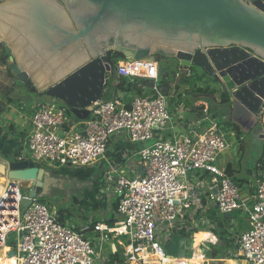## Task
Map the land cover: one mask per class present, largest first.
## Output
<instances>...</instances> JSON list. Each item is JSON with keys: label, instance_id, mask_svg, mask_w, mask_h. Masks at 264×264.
Masks as SVG:
<instances>
[{"label": "built area", "instance_id": "2783aa9c", "mask_svg": "<svg viewBox=\"0 0 264 264\" xmlns=\"http://www.w3.org/2000/svg\"><path fill=\"white\" fill-rule=\"evenodd\" d=\"M176 69V78L192 74L190 67ZM115 72L130 81L147 78L154 84L138 85L142 92L128 96L105 92L84 120L68 117V108L56 98H36L24 145L30 152L26 159L41 166L81 169L102 159L113 137L142 142L136 174L110 166L106 175L117 203L116 222H90L77 229L59 221L57 211H50L40 197L22 206L29 186L22 193L18 181H7L0 185V250H5V258L14 257L15 264H194L192 258L199 253L201 264H209L212 259L193 241L185 257L171 256L162 248L172 234L163 236L166 224L170 228L182 211L199 207L206 196L219 213L239 211L249 224L236 235L230 258L237 264H264V174L254 177L252 201L247 203L225 165L218 164L230 145L210 115L208 101L197 106L198 116L186 134L164 136L173 111L157 84L158 62L124 58ZM112 81L108 84L115 85ZM187 108L177 102L175 113L182 118ZM259 119L264 123V109ZM88 230L94 234L87 236ZM8 237L14 244L7 243ZM11 250L13 256L8 255Z\"/></svg>", "mask_w": 264, "mask_h": 264}, {"label": "water", "instance_id": "95a60500", "mask_svg": "<svg viewBox=\"0 0 264 264\" xmlns=\"http://www.w3.org/2000/svg\"><path fill=\"white\" fill-rule=\"evenodd\" d=\"M0 48L13 83L56 98L79 120L105 95L113 70L107 53L174 58L218 83L232 124L264 139L256 129L264 109V0H0ZM0 177L30 183L22 206L54 183L48 169L20 157L0 158ZM175 246L167 253L188 255L190 243Z\"/></svg>", "mask_w": 264, "mask_h": 264}, {"label": "crops", "instance_id": "0c3cea01", "mask_svg": "<svg viewBox=\"0 0 264 264\" xmlns=\"http://www.w3.org/2000/svg\"><path fill=\"white\" fill-rule=\"evenodd\" d=\"M5 70H7V67L0 64V82H2L3 84L5 83L4 78L6 76ZM11 79V83L14 84V89H11L12 91L9 95H12V93L20 95L17 92L19 91L18 88L19 84L21 83L17 82L15 84L13 83V78ZM203 80L205 79H202L201 81L203 82ZM205 84H210L212 88L217 89L214 84L207 80H205ZM205 84H197V86L203 87L205 86ZM114 88V83L108 84L105 92H107V94H111V91L113 90L115 91V93H118L122 96L129 95L127 92L116 91V89L114 90ZM176 88V93L175 90L171 91L167 97V100L170 102V108L173 111V116L171 119V126L168 127L166 131H168L169 135L186 134L188 132L187 126L190 125L198 116L197 106L207 100L209 112L212 118L217 121L218 114L221 115L223 117V122L229 125L234 131V135L238 137L239 142L236 145L237 147L235 153H233L234 155L228 157V159L225 161V164L223 165H225V167L227 165H230L233 171L232 175L242 179L239 185H244L246 187L244 189L243 197L246 199L247 203H251L254 187L253 179L256 174H264V164L261 166L259 163L260 157H263L264 161V147L258 155V158L255 161V165L253 166V168L243 165L242 155L244 154V142L242 135L240 134V127L236 125L234 126V124H232L230 120V103L228 105L227 103L221 102L219 92H216L214 96H209V98L194 96L193 101H185V99L181 96L187 95V91L191 87L189 85H181ZM179 94L181 95L179 97L173 96ZM0 95H7L5 93V89L3 91L0 90ZM7 100L8 101L4 100L3 98L1 99L0 97V108L3 109L0 112V158L4 160H12L9 159V156L14 157L13 159H15V151H17L19 148H22L20 144L24 146L27 134L29 133V130L31 128L30 120L32 111L30 109L29 112L26 113L13 112L16 117L15 122H13L7 115L10 114L11 110L9 108L15 103L16 99L12 98L11 101V99H9L8 97ZM177 102L187 103L189 107L184 112V116L182 118H179L175 113V105ZM213 103L220 104V107L217 112L214 111ZM5 112L7 113L5 114ZM258 125L260 127V131H264V123L261 121L260 123H258ZM253 139L258 140L262 143L264 142V139L259 138L256 135H253ZM142 145L143 143L140 141H131L129 139H126L125 137L116 136L111 138V140L109 141L105 156L93 165L86 168H81L83 170L81 172L83 173L76 171L75 168H61L48 170L50 173L53 174L51 175V177L53 178L52 180H54V183H50L48 185L49 192L63 188V182L65 180L64 176L68 177L69 180H72L74 182L76 179V181H78L77 185L83 186V188L79 190L78 193H75L78 196L80 195V198L74 197V199L78 205L79 203L80 206L85 204V207L89 208V217L83 215L80 216V214H78L76 215V219L74 218L73 223H70L69 221L68 223H66L64 212L63 214L58 213L59 216H62V222L72 225L77 229L79 227H82L84 224H88L90 222H105L108 224L115 223L117 220V211L114 205L115 197L112 193L111 183L106 182L107 172L110 166H114L117 169H121L122 171L125 170L128 175L136 174L139 170L137 168V152L140 150ZM231 147L235 148L234 144H232ZM96 168L99 171L98 174L94 173V170ZM62 169L65 170L62 171ZM70 169L73 170L71 174H67L64 172ZM81 169L77 168V170ZM77 174L78 176L76 177ZM55 175L59 176L56 177ZM68 195H70V193H68ZM79 210L82 211V209ZM56 211L58 212V210ZM68 213L69 212L67 210V214ZM68 215V217H70V214ZM96 216L100 218H96ZM199 216L201 217L199 218ZM216 223L218 224L216 225ZM203 224H207V226L205 228L200 229ZM248 226L249 224L245 220V218L242 217L241 212L235 211L230 214H221L216 210V208L211 204V202L206 196H202L199 207L191 210L189 213L182 211L179 220L177 222L172 223V225H170V228H168V225L166 224L165 228L169 229L172 234H170L169 239L162 245V248L164 249V247H167L170 250L171 245H176V252L177 244L180 239L187 241V243H190V245L193 241L194 246L197 242L199 244H201L202 242L203 245V242L209 241L214 246H220V249L222 251L221 256H216V252H212L211 257H209L212 260L209 262V264H216L218 262H220L221 264H235L234 262H236L237 264L236 260L230 258L236 248L235 238L238 233H240L242 230L247 229ZM85 234L87 236H92V234L94 233L88 230L87 232H85ZM192 236L194 237V239H192ZM169 243L170 246L168 245ZM107 247H109V245ZM195 247L202 248V246ZM175 254L176 253L171 254V256H175ZM224 257H229L230 260L223 262L222 259ZM192 261H194L195 264L201 263L199 253L195 254V256L192 258Z\"/></svg>", "mask_w": 264, "mask_h": 264}, {"label": "rangeland", "instance_id": "374dc122", "mask_svg": "<svg viewBox=\"0 0 264 264\" xmlns=\"http://www.w3.org/2000/svg\"><path fill=\"white\" fill-rule=\"evenodd\" d=\"M2 48H0V54H1V50ZM155 59V57H154ZM161 64L163 66H167V67H172L174 69L177 68L178 66V61L176 59H167V58H164V57H161L158 61V65ZM198 70H196L198 73H200L202 70H200L199 68H197ZM5 83L3 84L2 82H0V90H4L6 88H13L14 84H12V76H11V73L8 72L7 70H5ZM205 80L211 82L212 84H214L216 87H217V92H220V88H219V85L218 83H216L215 81H212V78H208L207 76H203ZM177 80V79H176ZM205 80L202 81H197L198 83L197 84H205ZM14 89V88H13ZM18 94L20 95H16V94H13L12 95H9V96H6V95H0L1 99L3 98L4 100L8 101V97H11L13 99H16L15 100V103L13 105H11V107L9 108L11 111H10V114H8L7 116H9L10 120L15 122V115L13 112H23V113H26V112H29L30 109H32V106H33V103H34V100L36 98H45L44 95H39V94H35V93H30L29 90H27L23 84H19V88H18ZM12 91V90H11ZM176 93V92H175ZM174 97H179L181 95H173ZM194 96H197V97H207L209 98L210 95H204V94H199L198 92L195 93L194 90H192V88H189V90L187 91V95H182L181 97L188 100V101H193L194 100ZM14 101V100H13ZM193 104V102H192ZM229 105V103H227ZM220 107V104L219 103H213V108H214V111L217 112V110L219 109ZM228 107V106H227ZM229 108V107H228ZM7 110V109H6ZM7 112H5L6 114ZM217 121L218 123H220V127L221 129L226 133V137H227V141L229 142V147L228 149H226L224 151V153L221 155V157L219 158L218 160V164L219 165H223L225 164V161L228 159V157H230L231 155H234L233 153H235L236 151V145L238 144V137L237 136H232L231 135V131H232V128L227 125L226 123L223 122V117L221 115L218 114L217 116ZM261 122V120L259 119V123ZM256 129H260L259 125L256 127ZM240 134L242 135V138H243V142H244V154L242 155V164L245 165V166H249L250 168H253V166L255 165V161L257 160L258 158V155L260 154L261 150L263 149L264 147V142H260L258 140H254L253 139V131L252 132H244V131H241ZM168 131H165L164 132V136H168ZM150 141H148L147 143H149ZM234 144L235 148L234 147H231V145ZM22 148L18 151H17V155H19L23 158H29L28 155L30 156V152H29V149L28 147H26V145H21ZM14 157H10L9 156V159H13ZM44 166V165H43ZM46 169L48 170H52L54 169V167L50 166H44ZM60 169V168H58ZM74 169V168H72ZM72 169L70 170H67V171H64L65 173L67 174H71V172L73 171ZM65 170V169H62V171ZM76 171L78 172H81L83 171L82 169L81 170H77L75 169ZM98 170L97 168L94 170V173L95 174H98ZM123 172H125V170H123ZM83 173V172H81ZM50 175H53L52 173H50ZM56 177H58L59 175H55ZM78 176V174L76 175V177ZM64 182H63V188L61 189H56L52 192H49L48 194H45L43 195L40 199L41 201L48 207V209L50 211H53V210H64V214H65V218H66V223H68V221L70 223H73L74 222V218L76 219V215L80 214L83 215V216H86V217H89V213H88V210L89 208H86L85 207V204H83L82 206H80V203L79 205L77 204V202L75 201L74 197H78L80 198V195L78 196L77 194L75 193H78L79 190H81L83 188V186H78L77 183L78 181H76L75 179V182L72 181V180H69L68 177L64 176ZM2 180H4V178H2ZM18 183L21 185L20 186V189H21V192L22 193H25L26 192V189L27 187L29 186V183L28 182H23V181H18ZM239 188H240V193L241 195L243 196L244 195V189L246 188L244 185H239ZM70 191V192H68ZM68 193H70V195H68ZM79 209H82L79 210ZM67 210H68V214H70V217H68L69 215L67 214ZM80 212V213H79ZM201 216H199L200 218ZM96 218H100L98 216H96ZM83 219V218H81ZM75 223H76V220H75ZM218 223H216L217 225ZM207 226L203 224V226L200 228H205ZM171 233V231L167 228H164L162 234H166V235H169ZM7 243L8 244H14V240L12 239V237H8L7 238ZM170 246V243L168 244ZM167 245V246H168ZM195 246H202L203 250H204V253L206 256L208 257H211L212 255V252H216V256H221L222 255V251L220 249V246L216 245L214 246L213 244H211L209 241H205L203 242V245H202V242L201 244H199L198 242L195 244ZM165 251L168 252V248L167 247H164ZM236 250V248H235Z\"/></svg>", "mask_w": 264, "mask_h": 264}, {"label": "trees", "instance_id": "16d2710c", "mask_svg": "<svg viewBox=\"0 0 264 264\" xmlns=\"http://www.w3.org/2000/svg\"><path fill=\"white\" fill-rule=\"evenodd\" d=\"M1 54H0V64L4 65L7 67V71H9V63H8V55L6 54V52L1 49ZM107 58L108 61L111 62L112 64V78L113 81H115V89L116 91H120V92H131V93H138L140 94L142 92V87L138 86V85H145L146 87H152L154 84V81L152 79H147V78H135L133 81H130L128 78L124 77V76H118L115 72V68H116V64L119 60L124 59V56L118 52H109L107 53ZM160 59V55H155V60L158 62ZM179 66V63H178ZM177 66V67H178ZM191 72L192 74L190 76H182L180 78H176L175 77V72L177 69H174L172 67H167V66H163L161 64H159V74H158V79H157V84L159 86V88L162 90V92H164V94H166L167 96L169 95V93L171 91L176 92L177 88L181 85H189L192 90L196 92H198L199 94H204V95H210V96H214V94L217 92V89L212 88L210 84H205V86L200 87L197 86V81H201L202 79H204L203 76H208V78L210 77L209 75L205 74L204 72H200L198 73L196 70L197 67L194 66H190ZM211 78V77H210ZM177 79V80H176ZM213 81V80H212ZM11 92V88H6L5 89V93L7 94L6 96H9ZM220 93V99L221 102L227 103L228 102V96L226 94H224L222 91L219 92ZM180 95V94H179ZM9 99L12 98L9 97ZM185 101H187L185 99ZM187 104V103H186ZM3 109L0 108V112ZM66 115L68 117H73V114L71 113V111L69 109H67L66 111ZM235 128V127H234ZM236 129V128H235ZM264 129V126H263ZM18 151V150H17ZM17 151H15V159L19 156L17 155ZM260 161V165L262 166L264 164L263 161V157L259 158ZM226 171L229 175H231L233 181L239 186L240 181L242 180L241 178H238L237 176H233L232 175V169L230 167V165L226 166ZM117 203L115 202V208L117 207L116 205ZM64 210L60 209L58 210L57 214H63ZM58 220L62 222V216L58 215Z\"/></svg>", "mask_w": 264, "mask_h": 264}, {"label": "bare ground", "instance_id": "6f19581e", "mask_svg": "<svg viewBox=\"0 0 264 264\" xmlns=\"http://www.w3.org/2000/svg\"><path fill=\"white\" fill-rule=\"evenodd\" d=\"M6 182L7 181H6L5 178H4V180H2V177H0V185L5 184ZM234 263L236 264V262H234ZM0 264H15V259H14V257H12V258H5V250H0Z\"/></svg>", "mask_w": 264, "mask_h": 264}, {"label": "flooded vegetation", "instance_id": "af4514ba", "mask_svg": "<svg viewBox=\"0 0 264 264\" xmlns=\"http://www.w3.org/2000/svg\"><path fill=\"white\" fill-rule=\"evenodd\" d=\"M158 55H160V58H161V57H164V56L161 55V54H158ZM164 58H167V59H174V58H169V57H164ZM207 77H208V76H207ZM185 261H186V260H180L181 263H184Z\"/></svg>", "mask_w": 264, "mask_h": 264}]
</instances>
